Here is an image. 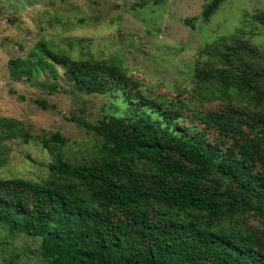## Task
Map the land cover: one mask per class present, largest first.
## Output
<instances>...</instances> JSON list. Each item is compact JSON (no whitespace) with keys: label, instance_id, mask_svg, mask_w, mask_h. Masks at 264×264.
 <instances>
[{"label":"trees","instance_id":"1","mask_svg":"<svg viewBox=\"0 0 264 264\" xmlns=\"http://www.w3.org/2000/svg\"><path fill=\"white\" fill-rule=\"evenodd\" d=\"M223 1L207 2L203 18ZM199 56L192 86L168 102L140 88L116 58L42 38L13 59L12 77L51 78L49 92L64 80L107 97L116 112L68 118L98 138L79 158L54 132L40 141L52 153L43 177L0 176V226L38 244L11 250L8 262L30 251L38 264H264V62L238 38ZM212 100L222 108H190ZM7 138L33 136L20 120L0 116V162Z\"/></svg>","mask_w":264,"mask_h":264},{"label":"rangeland","instance_id":"2","mask_svg":"<svg viewBox=\"0 0 264 264\" xmlns=\"http://www.w3.org/2000/svg\"><path fill=\"white\" fill-rule=\"evenodd\" d=\"M209 1L0 0V116L20 120L33 136L29 142L3 140L0 176L43 177L52 153L40 141L54 132L67 139L70 158H79L93 149L98 138L68 118L94 121L116 112L107 97L82 94L64 80L49 92L51 78L36 84L12 77L13 59L42 38L75 54L120 60L140 88L165 102L176 90L192 86L194 69L204 61L199 51L218 40H246L258 48L259 63L260 58L264 62V0H224L206 20L202 9ZM35 99L54 108L43 109ZM222 103L195 102L190 108L219 110ZM20 245L30 250L38 246L32 238L10 236L0 226V264H38L30 251L8 262L11 250L23 252Z\"/></svg>","mask_w":264,"mask_h":264}]
</instances>
